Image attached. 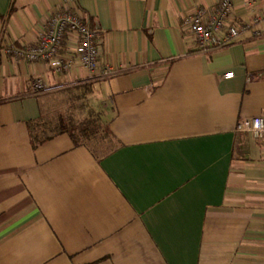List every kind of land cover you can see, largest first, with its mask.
I'll return each instance as SVG.
<instances>
[{"label": "crops", "instance_id": "crops-1", "mask_svg": "<svg viewBox=\"0 0 264 264\" xmlns=\"http://www.w3.org/2000/svg\"><path fill=\"white\" fill-rule=\"evenodd\" d=\"M216 1L75 0L114 69L101 76L5 54L62 0H0V264H264V139L235 130L264 116V32L200 50L181 23ZM232 3L237 21L264 9ZM83 83L117 146L96 157L67 133L33 146L38 98Z\"/></svg>", "mask_w": 264, "mask_h": 264}, {"label": "built area", "instance_id": "built-area-1", "mask_svg": "<svg viewBox=\"0 0 264 264\" xmlns=\"http://www.w3.org/2000/svg\"><path fill=\"white\" fill-rule=\"evenodd\" d=\"M181 25L193 37L197 47L205 50L229 44L246 31L260 36L264 32V9L253 14L248 21H237L232 0H217L210 9L197 7L186 14ZM68 35L75 36L74 51L61 54L60 46ZM3 51L18 61L52 62L58 72L69 70L75 58L90 74L99 72L101 76H108L114 71L112 66L100 63V29L90 24L75 0H62L60 7L46 17L42 32L33 42L22 45L5 43ZM232 76V71L223 74L224 78ZM33 87L36 91L44 90L42 79L36 78ZM235 130L264 139V116L244 118L237 122Z\"/></svg>", "mask_w": 264, "mask_h": 264}, {"label": "trees", "instance_id": "trees-1", "mask_svg": "<svg viewBox=\"0 0 264 264\" xmlns=\"http://www.w3.org/2000/svg\"><path fill=\"white\" fill-rule=\"evenodd\" d=\"M91 85L83 83L47 92L38 98L39 116L29 121L33 146L67 133L74 145L85 146L94 156L111 152L118 144L110 118L88 101Z\"/></svg>", "mask_w": 264, "mask_h": 264}, {"label": "rangeland", "instance_id": "rangeland-1", "mask_svg": "<svg viewBox=\"0 0 264 264\" xmlns=\"http://www.w3.org/2000/svg\"><path fill=\"white\" fill-rule=\"evenodd\" d=\"M95 100H96V99H95ZM91 101H92V99H91ZM92 102H93V101H92ZM92 102H91V103H92ZM93 103H94V102H93Z\"/></svg>", "mask_w": 264, "mask_h": 264}]
</instances>
